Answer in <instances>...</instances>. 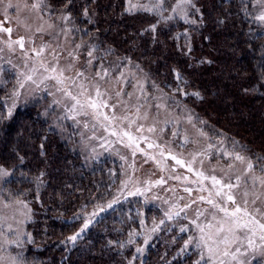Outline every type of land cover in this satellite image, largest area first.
Listing matches in <instances>:
<instances>
[{
	"label": "trees",
	"instance_id": "obj_1",
	"mask_svg": "<svg viewBox=\"0 0 264 264\" xmlns=\"http://www.w3.org/2000/svg\"><path fill=\"white\" fill-rule=\"evenodd\" d=\"M45 4L59 17L62 9L68 11L67 0ZM124 5L125 0H73L66 23L111 71L134 66L161 92L185 97L210 138H223L228 149L250 158L256 171L264 169V34L241 0H198L201 18L193 25L158 14H129ZM0 112V167L11 172L4 194L25 200L32 212L27 229L32 242L20 255L24 264L199 261L195 252L180 250L183 237L174 240L167 226L152 237L143 258L135 255L133 235L142 222L150 225L160 215L128 200L108 207L119 200L117 167L81 163L69 131L53 126L52 114L39 105L8 117L0 103Z\"/></svg>",
	"mask_w": 264,
	"mask_h": 264
},
{
	"label": "rangeland",
	"instance_id": "obj_2",
	"mask_svg": "<svg viewBox=\"0 0 264 264\" xmlns=\"http://www.w3.org/2000/svg\"><path fill=\"white\" fill-rule=\"evenodd\" d=\"M33 2L34 0H11L13 5L11 8H6L9 0L0 2V28L12 29L10 34L0 31V103L7 112V108L12 104V99H15L16 107L13 109L12 115L16 110L26 106L39 105L45 115L52 114L53 126H61L64 129L63 132L69 131L68 138L71 148L78 154L81 163L105 162L115 165L119 172V185L121 186L117 192L119 200L111 203L108 207L113 208L119 201L128 200L131 203H138L142 211L149 208L159 213L160 218L150 225L140 221L141 232L133 235V238L134 243L138 242L135 245V250L140 248L143 251H137L138 254L135 253V255L143 258L152 237L160 232L163 226H167L165 232H173L174 240L183 237L180 250L195 252L199 256L200 264H205L209 253L203 247L204 242L207 241L214 249L217 247L211 240H208V236L213 235L217 227L216 221L213 220V214L219 218L222 213L215 212L210 205L199 200L202 195L208 196L207 191L200 192L199 188L203 186L212 189V184L210 180H205L201 184L195 173L203 172L205 176L215 175L220 179H226L227 174L232 177L231 182H234V173L238 174V170L244 166L236 162V169L230 171L227 164L233 161L231 158H226L224 152L235 151L226 147L224 143L226 140L223 138L212 139L206 129L198 126L195 117L188 109V104L183 100L185 97L161 92L136 67L122 66L119 71L114 72L109 69L107 62H102L94 56L95 54H93L92 65H89L87 63L89 60L88 51L85 50V44L84 41H81V37L77 39L74 31L65 21L55 15L47 4L37 11L31 8ZM159 2L162 5L159 12L133 11L129 13L126 10L128 0H125L124 7L129 14L137 12L158 14L164 21L176 20L186 25L195 24L188 23L178 14L172 13L171 9L176 0H168V4H164L165 0H159ZM241 2L248 9V15L253 17L254 22L260 28L261 34H264V22L255 19L261 11H264V4H257L256 0H241ZM132 3H136V0H132ZM140 3L156 4L157 0H140ZM192 3L195 8H188L189 20L196 21V18L197 20L201 18L200 11H197L198 0H192ZM26 4L27 6H25ZM162 14H165V17ZM170 15L172 19H167ZM49 25H53V27L50 28ZM65 27L70 29L68 35H65L63 31ZM37 29H42V31H37ZM20 38L24 39V51L18 44H13V50H10L6 42ZM77 44L82 46L77 49ZM41 45H47V48L42 56L37 57L34 55L33 49L38 50ZM25 51L27 55L24 54ZM53 52L59 56L58 63L53 59ZM70 52L74 53L75 59L69 56ZM41 62L58 68L66 67L71 62L77 68H83L90 77L94 76L95 71H98L103 65L110 71V76L106 81H99L101 91L108 93L102 99L116 107L101 108L102 115L96 117L93 116L91 108L84 110L88 113L87 115L69 112L74 101L66 97L63 91L57 90L60 86L54 80H43L45 75L56 74L43 72V69L40 68ZM33 67L38 69L35 74L31 73ZM121 72L124 74L123 79L117 80ZM27 75H33V80H26ZM66 75L74 76V72H68ZM80 81H83V77L78 79V82ZM21 82L24 83L23 88L20 87ZM69 83L66 81L65 86ZM87 86L91 87L90 84ZM141 86L143 92L140 90ZM121 89V95L117 97L116 92ZM13 90L19 92V97L10 99ZM71 91L81 102L86 103L88 93L80 95V89L77 87H72ZM91 95L95 96L94 90ZM99 100L100 98H97V102ZM157 104H163L165 107L157 108ZM73 115H75V120L71 118ZM104 115L109 118L115 115L117 119L104 120ZM189 118H191V122H189ZM150 127H154L156 130L149 132ZM105 128L108 130L105 131ZM113 132L117 134L112 135ZM125 132L131 135L133 138L131 141L127 135H124ZM173 132L176 133L175 136H173ZM201 132L204 134L202 135ZM149 144H152L153 147L150 148ZM156 145L161 147H156ZM161 151L164 152V155H160ZM169 151L181 159L185 166L176 164L175 160L169 157ZM189 163L193 169L191 172L187 168ZM0 169L7 172V175L0 176V264H11L12 258H16L18 261L21 259L22 250L28 243L27 229L32 220V212L25 200L9 198L4 194L5 185L11 177V172L4 167H0ZM255 173L260 174L256 170ZM251 175L250 173L248 177L243 178L249 180L247 185L250 192L249 201L255 196H259V199L255 205L250 202L247 207L252 217L261 221V213H264V190H261L259 185L255 189L252 188ZM185 177L187 179H184ZM157 181L161 182L157 183ZM185 188L192 190L191 195L184 191ZM244 189L245 184L242 182L240 188L234 190L237 192V200L241 202L242 207L244 205L241 193ZM213 198L219 199L215 197L214 193ZM193 201L196 202L192 203ZM186 204H190L191 207L180 211ZM255 209H260V212H256ZM170 212H179V215H173L169 219L166 213ZM198 212L203 213L199 219H197ZM190 221L195 223H190ZM209 224L212 225L211 228L208 227ZM197 225L204 228L203 233ZM182 227L186 231L181 232ZM202 236L204 240H201ZM17 238L23 241L20 246L8 242ZM255 240L257 244L262 243L259 241L258 235ZM186 243L187 247H185ZM223 248L224 245H219L220 252L223 251ZM202 255L204 259H201ZM246 258L250 264H264V255H261L259 250H248ZM215 259L217 264L221 259L225 261V264H234L230 257L219 255Z\"/></svg>",
	"mask_w": 264,
	"mask_h": 264
},
{
	"label": "snow or ice",
	"instance_id": "obj_3",
	"mask_svg": "<svg viewBox=\"0 0 264 264\" xmlns=\"http://www.w3.org/2000/svg\"><path fill=\"white\" fill-rule=\"evenodd\" d=\"M2 2V0H0ZM73 0H67V4H65V9H68L67 12H65L63 9L61 10V16L60 19H62L65 22H68L72 19L71 16V9L69 8V5H71ZM257 4H264V0H256ZM45 5V0H34V2L31 4V8L35 9L37 11H40L42 9V6ZM27 6V4L25 5ZM161 3L159 0H157L156 4L151 3H140V0H136V3H132V0H128V8L126 9L129 13L133 11H145V12H159L161 9ZM13 7L11 0H9V3L6 5V8ZM192 7L195 8V5L192 3V0H176V3L172 7L171 11L172 13L178 14L182 19H184L188 23H196L195 20H189L188 15V8ZM197 11H199L197 9ZM83 15L85 17H89L88 9L85 8ZM167 19H172V16L170 15L167 17ZM256 20H259L261 22H264V11H261L259 15L255 17ZM89 22L91 23V20L89 19ZM49 27H53V25H49ZM152 30L155 31V26H152ZM0 31L11 33L12 29L8 28H0ZM37 31H42V29H37ZM65 35H68L70 32V29L65 27L63 29ZM85 35H88L87 32H85ZM7 43V46L10 50H13V44H18L22 51H24V39L20 38L15 41L9 40ZM82 45L77 44L76 48L79 49ZM47 48V45H41V47L37 49H33V53L35 56L40 57L43 55ZM93 50H90L88 52L89 60L87 63L89 65H92L93 63ZM25 55H27V52H24ZM69 56H72L73 59H75L74 53L70 52ZM53 59L57 60V63L59 61V56L55 52H53ZM40 68L43 69V72L45 73H55L56 75H45L43 77V80H54L56 84L60 87L57 88L58 91H63L64 95L71 100L74 101L71 108L69 109V112L76 113L79 115H87L88 113L84 111L86 108L93 109V116H100L102 115V112L100 111L101 108H115L116 105H109L105 100L102 98L105 95H108L107 91H101V85L99 81H106V79L110 76V71L108 69H105L103 65L100 66V69L98 71H95L94 76H88L86 74V71L83 68H77L75 64L69 63L66 67H57V66H49L41 62ZM38 71L35 67L31 69V73L35 74ZM68 72H74V76H68L66 73ZM21 75H24L21 73ZM123 72L120 73V76L117 77V80L123 79ZM83 77V81L78 82V79ZM26 80H33V75H27L25 77ZM179 79V76H178ZM43 80H41V83H43ZM70 82L67 86H65V82ZM95 81V83H93ZM91 85L89 88L87 85ZM20 87H24V83H20ZM39 87V85H37ZM77 87L80 89V95H84L85 93H88L86 97V103L81 102V100L76 96L73 95L71 88ZM94 90L95 96L93 97L91 95V92ZM143 92V87L141 86L140 89ZM122 89L118 90L116 92L117 97L121 95ZM187 95V93H185ZM197 97H199V93H194ZM19 92L16 90H13L10 99L12 98H18ZM97 98H100L99 102H97ZM16 107L15 99H12V104L7 108V116L11 117L13 113V109ZM157 108H163L165 105L163 104H157ZM79 110V111H78ZM4 118V114L0 112V119ZM72 119L75 120V115L71 116ZM104 120H115L117 117L113 115L111 118H109L107 115L103 116ZM145 118H147L145 116ZM124 119H127V117H124ZM79 123V121H76ZM189 122H191V118H189ZM85 127H87V124H85ZM108 129L105 128V131ZM139 130V129H138ZM156 129L154 127H150L148 129L149 132H154ZM112 135H116L117 133L113 132ZM203 135L204 133L201 132ZM124 135H127L129 137V140L131 141L133 138L131 135L127 132L124 133ZM176 133L173 132V136H175ZM187 142V141H185ZM149 147H153L152 144H149ZM156 147H161L160 145H156ZM160 155H164V152L161 151ZM169 157L173 160H175L176 164L184 167L185 164L181 159H178L175 155L171 154V151H169ZM224 156L226 158H231L233 162H230L227 164V168L231 171L236 169V162H239L240 165L244 166L241 169L238 170V174L234 173L235 175V181L231 182L232 177L228 176L226 174V179H220L217 178V176H205L203 172H196L195 175H197L198 179L201 181V184H203V181L210 180L212 184V189H207L201 186L199 188L200 192L207 191L208 196H200L199 200L201 202L207 203L211 206L212 209L215 210V212L222 213V216L217 218L215 214H213V220L216 221L217 227L215 228V233L213 235L208 236V240H211L212 243L216 244L217 247L214 249L211 247L207 241L204 242L203 247L207 250L209 253L207 261L205 264H217V260L215 257L222 255L224 257H230L231 261L234 262V264H250V261L246 258L248 250H259L261 255H264V213H261L262 220L258 221L254 217H252V214L248 211L247 205L251 202L253 205L256 204V201L259 199V196H255L254 199L249 201V195L250 192L247 188V185L249 183V180H244V177L250 176V182L252 185V188L255 189L257 185H259V188L261 190H264V169L260 170V174L257 175L255 173V168L252 160L248 157H245L239 152H224ZM188 171H193L191 164L189 163L187 165ZM7 175V172H5L3 169H0V176ZM179 179V177H176ZM184 179H187L185 177ZM161 181H157V183H160ZM245 184V189L241 193L242 196V203L243 207L241 206V202H238L237 200V192L234 190L239 189L241 186V183ZM227 189V191H225ZM185 192H188L191 195L192 190L189 188L184 189ZM213 193L215 197L219 199L213 198ZM196 201H193L192 203H195ZM231 205V207H229ZM191 207L190 204L184 205L183 208L180 209V211H183L184 208ZM256 212H260V209H255ZM168 215L169 219L172 218L173 215H179V212L175 213H166ZM203 215V213L198 212L197 213V219ZM163 223V221H161ZM190 223H195L194 221H190ZM88 224L86 223L84 225L85 228H87ZM197 227L200 228V231L203 233L204 228L200 225H197ZM209 228L212 227L211 224L208 225ZM83 229H81V232ZM181 232L186 231L185 228L180 229ZM259 236V241L262 243L257 244L255 237ZM77 236H79V233H77L74 236L69 237V240L75 241L77 239ZM201 240H204V237H201ZM9 243H14L17 246H20V244L23 243L19 238L12 241L9 240ZM27 242H32L31 237L29 236ZM147 243V241H145ZM246 242V243H245ZM219 245H224L223 251L220 252ZM200 246L199 244L197 245ZM187 247V243L185 245ZM138 252H142L143 249L138 248ZM201 259H204L203 255L201 256ZM11 264H24L22 260H17L16 258H12ZM196 264H200V261H197ZM218 264H225L224 260H219Z\"/></svg>",
	"mask_w": 264,
	"mask_h": 264
}]
</instances>
